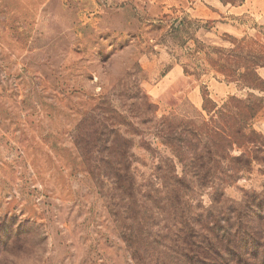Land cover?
<instances>
[{
    "label": "rangeland",
    "instance_id": "rangeland-1",
    "mask_svg": "<svg viewBox=\"0 0 264 264\" xmlns=\"http://www.w3.org/2000/svg\"><path fill=\"white\" fill-rule=\"evenodd\" d=\"M217 83L232 91L214 101ZM204 124L244 156L223 196L264 192V0H0V264H147L107 208L102 153L75 137L118 136L155 182L164 157L181 171L163 134ZM186 237L166 263L209 264L208 233Z\"/></svg>",
    "mask_w": 264,
    "mask_h": 264
},
{
    "label": "trees",
    "instance_id": "trees-1",
    "mask_svg": "<svg viewBox=\"0 0 264 264\" xmlns=\"http://www.w3.org/2000/svg\"><path fill=\"white\" fill-rule=\"evenodd\" d=\"M238 120L235 118V124ZM160 126L166 125L162 122ZM215 128H208L207 124L181 126L179 135L172 140L177 146L171 144L173 134L164 133V144L171 149L181 171H177L172 159L164 157L154 167L155 182L150 177L144 183L134 179L128 146L125 143L121 146L118 136L111 137L101 130L97 134L88 132L86 136L80 132L75 137L82 152L95 149L102 153L98 163L106 166L107 208L120 223L124 241L131 247L135 244L133 256L138 261L142 253L147 264H168L166 261L173 254L187 257L186 235L197 237L204 230L208 237L200 239L203 245L200 258L209 264H264V192H251L241 203L223 196L220 186L242 171L244 156L232 155V145ZM208 189L210 205L204 207L198 195ZM158 217L164 218V225L153 222ZM219 218L224 224L217 226ZM154 228L158 230L153 231ZM137 232L146 234L145 241L135 238ZM149 249L154 250L147 255L145 251ZM223 254L229 257L220 259ZM189 261L186 259L185 264Z\"/></svg>",
    "mask_w": 264,
    "mask_h": 264
},
{
    "label": "crops",
    "instance_id": "crops-1",
    "mask_svg": "<svg viewBox=\"0 0 264 264\" xmlns=\"http://www.w3.org/2000/svg\"><path fill=\"white\" fill-rule=\"evenodd\" d=\"M214 88H216L215 94L212 96L214 98V101H216L217 99H223L226 94L231 93L232 88L230 86H227L224 83H217V84H213ZM190 99L194 102L195 105H198V98L197 95L195 94V92L190 93ZM217 98V99H216ZM262 131L264 132V128L262 129Z\"/></svg>",
    "mask_w": 264,
    "mask_h": 264
}]
</instances>
